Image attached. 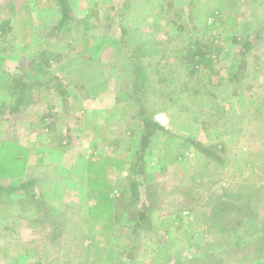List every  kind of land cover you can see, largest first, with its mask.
I'll list each match as a JSON object with an SVG mask.
<instances>
[{
  "label": "rangeland",
  "instance_id": "rangeland-1",
  "mask_svg": "<svg viewBox=\"0 0 264 264\" xmlns=\"http://www.w3.org/2000/svg\"><path fill=\"white\" fill-rule=\"evenodd\" d=\"M172 1L174 6L168 15L179 16L178 24L183 25L180 34L175 27L169 25V28L163 20H156L154 14L158 7L155 2L152 14L143 8L133 14L127 12L128 18L119 19L115 13L120 8L119 0H70L73 17L83 18L89 11L96 13L98 19H91L96 29L90 32L93 39L82 55L84 59L93 56L98 60L95 72L89 73L92 82L88 85V93L77 92L68 85L65 110L56 93L43 95L38 108L54 106L53 116L46 119L51 125L49 132L40 126L37 105L31 112H23L16 118L0 115V184L18 185L36 178L42 201L61 215L62 238L72 240L75 234L88 231L96 244L102 238L108 240L109 245H116L111 235L99 236L95 222L89 224V220H93L89 208L95 207L96 194L105 189L109 190V198L119 197L117 189L126 176L138 143L139 134H130L136 124L131 120L132 111L125 107L126 99L118 91L124 86L118 85L115 75L121 69L120 58L116 56V46L109 42L117 39L120 24L129 29L141 27L131 34L139 35L138 41L145 43L146 60L154 66L158 63L166 66L162 73L169 77L167 83L171 88H177L178 82L190 80L189 85L200 89V95L188 97L186 101L177 100L175 96L165 101L153 95L149 102L148 108L155 114V120L164 116V126L169 130L166 136L153 140L146 154L144 184L150 190L146 200L151 209L149 228L133 240L130 228L122 221L123 234L127 235L119 237L116 248L125 249L131 264H264V251L257 256L254 252L238 253L233 248L224 250L226 244L211 236L212 231L201 223L205 210L203 213L199 208L193 213L185 210L181 220L173 213L183 201L185 189L204 186V190L211 188L210 191L216 193L233 182L260 181L264 184V165L260 172L254 168L259 162L257 157L264 160V155L261 160L258 153L264 150V32L250 52L259 68L250 70L236 89L231 73L237 54L231 38L252 39L258 34L264 26V0ZM189 2H192L191 8H188ZM57 16L56 6L50 0H0V22L8 20L13 29L3 43L7 52L0 53V98L5 96L2 86L6 73L17 74L21 72L19 66L22 70L28 67V57L40 47L37 33L53 23ZM202 34L208 36L218 50L212 72L190 74V67L169 65L174 61L166 50L184 46L188 38ZM12 35H19L18 39L10 40ZM68 42V39L52 38L48 50L73 57ZM153 43L156 45L151 46ZM71 61L68 59L67 63L72 64ZM253 68L251 65L250 69ZM51 70L56 73V65H52ZM81 71L79 67L66 65L57 73L65 84L81 81L74 80L73 76H79ZM67 76L73 77L71 82ZM218 80L220 85L215 87ZM117 98L124 102L117 103ZM185 106H189L196 117L209 111L218 121L217 126L203 129L195 120L183 117ZM171 109L173 113H169ZM182 136L205 144H224L223 164L208 162ZM59 138L62 139L61 147ZM24 199L26 196H14L0 204V264H64L68 254L61 256L49 240L40 241L38 248H42L43 253L37 255L33 251L30 240L34 236L41 240L43 236L33 232L30 217L40 219L42 203L38 201L36 208L27 210ZM252 212L256 218L246 219L232 236L234 240L245 242L252 238L263 220L264 203H259ZM139 217L143 220L145 216L140 212ZM34 228L42 229V225L36 222ZM43 231L47 233L48 230L44 227Z\"/></svg>",
  "mask_w": 264,
  "mask_h": 264
},
{
  "label": "trees",
  "instance_id": "trees-1",
  "mask_svg": "<svg viewBox=\"0 0 264 264\" xmlns=\"http://www.w3.org/2000/svg\"><path fill=\"white\" fill-rule=\"evenodd\" d=\"M50 1L56 6L58 12L57 19L53 23L44 26L45 28L42 27L40 32L37 33L40 47L32 56L28 57V67L22 70L19 66L18 70L21 72L17 74L6 73V82L2 86L5 96L0 98V115L2 116L16 118L23 112H31V108L35 105H37V108L39 107L38 105L41 102L42 96L47 93H56L65 110L68 106L67 96L69 90H67V87L70 84L77 92L83 91L88 93V85L92 82L89 73L95 72L98 60L93 56L84 59L82 55L87 47H89L90 39H93L90 32L92 30L95 31L96 25L91 19L98 20L96 19V13L88 11L83 18H75L71 15L70 0ZM153 2L158 7V11L154 14L156 20H163L169 28V25L175 27L178 34H180L181 30H183V25L178 24L179 16L175 15L172 18L168 15L170 9L174 6L172 0H119L120 8L116 9L115 13L118 14L119 19L128 18L127 12L133 14L138 11L140 12V9L143 8L148 9L150 14H152L151 8ZM191 6L192 2H189L188 8H191ZM100 24L101 21H99ZM138 29H141V27L129 29L124 24H120L117 39L110 40L111 42H109L116 46V56L120 58L121 69L117 70L115 75L119 81L118 85L122 84L124 86L119 87L118 91L121 97L126 99L124 103L125 107L130 108L132 111L131 120H135L136 124L133 129H130V134H139L138 143L128 163L126 176L120 182L121 185L117 189L119 197L117 199L109 198V190L105 189L96 194L95 207L89 208V212L92 213L91 217H93V220L92 218L89 220V224L95 222L98 225L99 236L111 235V239L116 245L111 246L108 240H101L102 238L99 239V244H96L94 237L88 231H85L86 234L85 232L81 235L75 234L72 240H68V237L62 238L61 215L56 212L55 208L42 201L43 196L42 193L39 195L38 180L36 178L27 179L18 185L3 186L0 184V204H4L5 201H9L14 196H26L23 202H25L27 210L36 208L38 201L42 203L40 219L38 217H30V225L33 232L39 233L41 237L43 236L41 240L34 236V239L32 238L29 242L37 255L43 253L42 248H38L40 241L49 240L54 244L57 252L62 254L61 256L65 253L68 254L69 257L64 264H131L125 256V249L122 246L116 248L119 245L117 243L119 237L127 235V233L123 234V231H125L123 228L124 226L130 228V235L134 237L133 240L137 239L142 230L149 228V213L151 209L146 205V200L148 195H150L148 193L150 190L145 188L144 184L146 154L154 139L169 134V130L155 120V114L148 108L149 102L152 101L154 96H159L161 99H165V101L173 96L177 100L186 101L185 99L188 97L190 99L197 98L200 95V89L190 86V80L178 82L177 88H171L172 86L167 83L169 77L162 73L166 66L160 65V63L154 66L147 61L144 53L145 43L138 41L139 35L133 36L131 34L138 31ZM192 29L198 30L196 27ZM12 31L13 29L8 20L0 22V53L2 54L7 52L3 43L6 41L7 35ZM263 32L264 26L252 39H244L238 36L231 38L232 44L237 47V54L231 66L233 69L231 72L232 80L236 83L235 89L239 81L250 70H255L257 66L259 68V65L254 60L255 56H250V52L257 41L260 40ZM18 36L12 35L10 40H16ZM52 38L60 41L68 39V47L74 53L73 57H63L62 54L50 52L48 49ZM23 40L24 38H22ZM80 42H84L83 45ZM154 45L156 43H153L151 46ZM80 47L83 49L80 50ZM166 51L170 53L171 59L174 61L169 64L170 66L190 67V74L212 72L215 55L218 53V50L213 47L210 38L208 36L205 37L203 34L200 37L188 38L184 46L174 47ZM249 57L252 59L251 63L249 62ZM68 59L72 60V64L67 63ZM75 63L83 67L75 65ZM52 65H56V73L52 72ZM66 65L79 67L82 70L79 76L73 75L74 80H81L78 81L81 83L78 84L76 81L71 82L72 76H67L70 78L67 80L71 83H62L63 79L58 73ZM251 65H253V69H250ZM84 67L86 68L85 70ZM208 75L211 77L210 74ZM208 75L205 74L206 77ZM100 76L101 73L97 78L99 79ZM153 76L156 78L155 81H153ZM219 85L220 80L215 84V87ZM3 99L7 100L4 101ZM116 102L124 101L121 98H117ZM164 105L165 107H169L167 103H164ZM53 108V105H47L43 109L38 108L40 112L38 116L40 126L44 130H47V132H49L51 125L48 122L46 123V119H50L53 116L51 114ZM170 112L173 113L172 109ZM185 116L188 120L198 122L203 129L216 127L218 124V121L209 111H204L201 117H196L190 111L189 106H185L183 117ZM182 139L188 144L193 145L195 150L208 162H215L218 166L223 164L225 160L222 150L225 148L224 144H205L192 141L184 136H182ZM58 141H60L58 145L61 147L60 143L62 139L59 138ZM258 153L262 160L264 150ZM257 160L259 162L254 168L260 172L261 167L264 165V160L260 161L258 157ZM262 171H264V168ZM200 188L203 189L204 186L203 188L200 186ZM200 188L195 186L193 189H183L184 199L177 209H173L175 217L181 220L183 211L186 210L187 213H193L198 208L203 209L202 213L204 210L205 212L203 213L204 218L201 223L209 231H212L211 236L220 240L222 244H226L224 250L233 248L238 253L246 254L247 252H254L257 256L259 252H263L264 213L261 216L263 220L259 223V227L249 241L240 242L234 240L232 236L241 228L246 219L256 218L255 212L252 211L256 210L259 203H264V184L260 181L233 182L226 187H221L216 193L211 192V188L203 189L204 194ZM138 203L140 204L139 209H137ZM140 212L145 216L143 220L139 217ZM31 215L34 216L33 213ZM35 221L42 225V229L36 230L34 228ZM122 221L126 222L123 224L124 226L122 225ZM44 227L48 230L47 233L43 231Z\"/></svg>",
  "mask_w": 264,
  "mask_h": 264
},
{
  "label": "water",
  "instance_id": "water-1",
  "mask_svg": "<svg viewBox=\"0 0 264 264\" xmlns=\"http://www.w3.org/2000/svg\"><path fill=\"white\" fill-rule=\"evenodd\" d=\"M156 121L157 122H159L160 124H162V125H164L165 123H166V119H165V117L164 116H158L157 118H156Z\"/></svg>",
  "mask_w": 264,
  "mask_h": 264
}]
</instances>
